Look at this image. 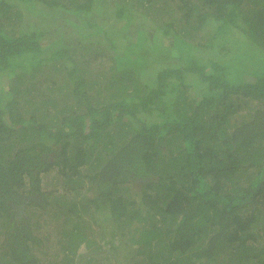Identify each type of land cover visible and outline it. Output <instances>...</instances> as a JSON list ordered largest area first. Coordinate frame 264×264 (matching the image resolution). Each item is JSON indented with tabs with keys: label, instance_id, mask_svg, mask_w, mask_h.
Listing matches in <instances>:
<instances>
[{
	"label": "trees",
	"instance_id": "obj_1",
	"mask_svg": "<svg viewBox=\"0 0 264 264\" xmlns=\"http://www.w3.org/2000/svg\"><path fill=\"white\" fill-rule=\"evenodd\" d=\"M104 1L0 0V264H45L40 253L54 247L41 230L49 218L58 223L61 237L71 241L61 246L68 248L67 261L72 263L69 254H76L88 262L93 254L78 253L79 248L85 242L92 247L96 240L87 243L84 229L90 223L74 216L90 213L94 218L93 210L94 219L108 214L117 227H132L130 264H264V67H254L248 59L256 50L264 61V0H182L187 27L197 33L210 18L217 27L207 42L187 41L189 48H213L224 31L231 41L228 55L200 57L203 63L177 57L175 66L160 64L165 67L155 73L153 66L143 74H155V81L147 82V92L136 94L135 103L124 97L97 106L87 92V79L76 73L75 46L65 40L68 25L93 48L101 46L91 37L101 35L100 41L110 42L104 50L113 56L121 53V42L128 47L149 35V29L139 27L134 41L125 34L109 35L96 20ZM116 1L123 31L147 6L146 0L140 9L130 0ZM249 1L255 4L252 14L245 9ZM66 13L68 21L60 22ZM144 14L142 27L154 23ZM88 27L93 29L86 33ZM174 35L172 44L155 40L150 50L164 48L166 53L153 62L171 56L167 45L176 46L183 38ZM57 58L74 65L62 84L65 96L74 101L53 113L57 98L39 104L28 95L35 72L49 66L51 75L58 74L53 70ZM138 73L118 67L114 77ZM190 87L195 96L188 94ZM22 93L26 101L21 105ZM251 101L256 105L250 106ZM246 106V114L238 116ZM155 112L156 120L141 115ZM126 116L137 123L129 125ZM111 127L117 128L115 136ZM102 139H107L104 159L95 153ZM54 168L68 193L44 189L43 174ZM127 181L133 183L129 189ZM86 182L88 194L67 198ZM163 193L168 200L161 202ZM65 219L73 220L71 229L63 225Z\"/></svg>",
	"mask_w": 264,
	"mask_h": 264
},
{
	"label": "rangeland",
	"instance_id": "obj_2",
	"mask_svg": "<svg viewBox=\"0 0 264 264\" xmlns=\"http://www.w3.org/2000/svg\"><path fill=\"white\" fill-rule=\"evenodd\" d=\"M125 1V0H124ZM143 0H130L131 4H133L134 9H140V2ZM145 1V0H144ZM195 1H198L199 3H203L202 0H189V2L194 3ZM116 0H105L101 3V5H98L99 9H102V12L98 14L96 12V15L100 17H96L97 21H100L103 23L105 27V31L108 32L109 35L117 36L118 34H125L127 36V39L129 41H134L137 38L136 37V31L137 28H143L144 31H147L149 29V35L141 36V38L132 44H129L128 47L126 46V42H121V48L118 55L113 56V51L104 50V44L110 45V42L107 41H100L101 35H93V37L97 41V45L101 46L100 48H93L90 46L91 44H87L85 42L84 37H80L78 34L80 31L76 27H72V25H68V32L66 33V42L70 45H74L73 47V55L76 56L78 60V67L80 69L76 72L77 74H81L85 76L87 79L86 82V89L87 92L90 94L92 100L94 101V104L97 106L103 104L104 102H112V101H121L124 97L128 98L127 100L131 99V102H136V94H144L147 92V89H149V86H147V82H152L154 79L153 73L157 72L160 64L167 63L169 66L173 67L175 66L174 61L177 57H183L188 62L191 58H195L198 61L202 62L200 60V57H204V59L208 57L217 56L219 58H223L224 55H228V46L231 44V41H227L228 33H224V31L221 32L222 38H220L221 41H219V44H215L213 48H207V47H200L198 50L196 49H190L189 46L186 44L187 41L193 40L195 42H207L208 39H210L211 34H213L217 27L215 21H212L210 18L208 20V24H206L204 29H200L197 33L191 29V27H187V23L185 24V18L183 16V13L185 12L183 7H185V2L182 0H146V7H144L142 10L144 11L142 14L138 13L136 15H133L134 17H139L138 19L132 21L128 28H126L124 31L120 30V25L123 24V20L119 18L115 12V4ZM247 7L245 9L247 12H251L255 4L252 5V2L246 3ZM245 4V6H246ZM202 8H205L206 6H203ZM251 9V10H250ZM145 13V14H144ZM146 15V17L152 18L151 21H154V23L150 24L148 23L146 26L144 25V22L140 21V17ZM69 13H66L63 18H59L60 22H63L66 20L68 21ZM51 24L52 22L49 21ZM56 25H53L52 29ZM156 26V27H155ZM93 28L88 27L85 28L84 31L88 33ZM182 30V31H181ZM151 31H155L154 37L151 38ZM54 32V30H53ZM166 32H173L168 37L166 36ZM235 32H238L237 29H235ZM180 33L183 37L181 41L177 42V45H167L171 46L170 48H167L171 56L174 57V59H171V56L169 58L163 59V60H157L158 62H153L154 59H158L159 57L163 56V54L166 53V49H155L154 51H151L150 49L153 47L155 40L159 41V39H162L164 44H168L174 42L176 40V35ZM220 36V37H221ZM86 38H89L90 36H85ZM99 39V40H98ZM96 41L94 45L96 44ZM105 42V43H103ZM240 45L242 42H239ZM147 44V45H146ZM67 45V46H70ZM93 45V44H92ZM134 45V46H132ZM89 46V47H88ZM166 46V45H163ZM247 46H244V48ZM108 48V46H107ZM106 48V49H107ZM104 50V51H103ZM197 50V51H196ZM256 53L255 56H249L248 59L252 63L254 67H257V65H260L259 68L262 70L264 67V61L262 60L261 55L255 50ZM124 55H120L123 54ZM47 55V54H46ZM225 57V56H224ZM264 57V55H263ZM182 59V58H181ZM239 59L242 61V59L239 57ZM150 63H149V62ZM55 68L54 71H57V75H51L49 73L50 67L47 66L45 68H42V70L35 72V77L31 80V82L34 83V89L31 92L30 95H28L29 98H34V100H30L31 103L33 101H38L39 104L43 102V100H46L47 98L55 97L59 101L58 107H50V111L56 112L58 111L62 106H64V103L69 100V102H73L74 98H67L65 96L66 90H64L62 84L66 81V76L68 70L74 67L73 64L69 63L67 64L65 60L57 58L55 60ZM147 63V67L146 64ZM203 63V62H202ZM54 64V63H52ZM113 64H115V69L113 68ZM155 67L153 73L149 74H143V71L149 70L151 67ZM133 68L136 71H138V74H134L133 78L126 75L124 77H114V74L116 73L117 68ZM165 66H162L163 68ZM180 69V66H176ZM175 67V68H176ZM176 68V69H177ZM113 71V72H112ZM180 72V70H179ZM188 73V72H187ZM139 75V76H137ZM144 75V76H143ZM110 76V77H109ZM192 79L195 78L194 75H190ZM189 77V78H190ZM9 77L5 78V82L10 85V82H8ZM119 79V80H118ZM117 80V81H116ZM155 81V80H153ZM26 84V83H25ZM23 85V87L25 86ZM31 85V84H30ZM63 89V90H62ZM202 89V88H201ZM200 89V90H201ZM8 92V89L5 90V93ZM22 93L20 95V103L24 104L26 101V95H23ZM188 94L194 95V92L192 91L191 87L188 90ZM195 96V95H194ZM67 98V99H66ZM3 102V101H2ZM31 103H27L26 106H32ZM129 105V104H128ZM256 103L254 101L250 102V106H255ZM133 106V105H132ZM128 107V106H127ZM249 106H246L243 108V110L238 114V116H244L248 110ZM44 109V108H43ZM132 109V108H131ZM130 111L129 109H126ZM144 116L145 119L150 120H156L155 118H158L157 113H153L151 115L149 114H141ZM29 116V115H28ZM244 119V118H239ZM54 122L55 119L53 118ZM125 121H128V124L133 126L137 122L134 118L130 116L125 117ZM58 125V124H57ZM110 133L112 136H115L117 134V128L111 127ZM16 141V140H14ZM107 142V139H102L96 149L95 153H102V159L104 157L108 156V152L105 150V143ZM14 142V144H16ZM20 144V142H18ZM21 145V144H20ZM19 146V145H15ZM96 154V155H97ZM169 156V155H166ZM101 159V158H100ZM103 162V161H102ZM90 167V164L88 165ZM64 179L62 176L57 174L56 168H54L50 173L43 174L42 178V185L46 191H53V190H61L62 192L68 193L67 190H62ZM128 189L131 188L132 184L130 181L125 182ZM89 185V182H86L81 189L80 192L77 191H69V194L67 195V198L73 199V200H79V197L82 198L84 194H88L87 186ZM124 185V186H126ZM61 191L57 192L60 193ZM130 192V190L128 191ZM90 194V192H89ZM82 195V196H81ZM163 198L161 199V202L167 201L168 198H165V193H163ZM78 205L81 207V203L79 201ZM30 211L36 210L35 206H29ZM92 210L95 209L94 207H91ZM40 210L38 209V212ZM94 218L96 215V211L93 210ZM79 215H75L76 219H82V222L84 225L87 223H90L87 228H85V232L88 236V239L85 240L87 243L90 239L96 240L95 243L92 244V247L86 246L87 244L83 243L81 244L78 253L82 251H89L90 254L92 253V259H90L88 262L86 259L79 258L76 254H69L73 257V262L69 263L67 261L66 255H68L67 247H64L61 249V246L63 243L67 242L68 238L61 237L62 234L60 233V229H58V223L55 220H52L51 218L46 219L47 223L41 228L43 230L45 236L47 235L48 239L46 240L47 245L49 244L50 247H53L50 253L48 254H42L40 255L44 259L45 264H130L131 261V253L135 252V244L131 241V233L129 232L130 229L132 230V227L125 226L122 228L117 227V224L115 221H113V217H110L108 214H101L97 215L96 219H94L90 213H85L82 215L81 218L78 217ZM49 217V216H48ZM73 220H62L63 225L66 229H71L73 226L71 225ZM86 221V222H85ZM139 223V222H138ZM137 222L135 221L132 226L136 225ZM160 224V223H159ZM162 224V223H161ZM0 226H2L0 224ZM163 226V225H162ZM3 227V226H2ZM256 230H259L261 226H255ZM3 229V228H2ZM79 230L84 231L82 227H78ZM39 228L36 229L38 231ZM125 230V231H124ZM123 233H125L123 235ZM50 235V239H49ZM59 238L61 240L59 241ZM70 244L71 241H68L66 245ZM98 244V247L96 248L95 245ZM56 248H59L56 250ZM54 252H56L54 254Z\"/></svg>",
	"mask_w": 264,
	"mask_h": 264
}]
</instances>
